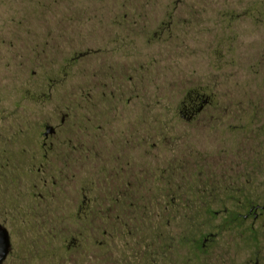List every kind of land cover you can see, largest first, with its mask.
<instances>
[{
    "label": "rangeland",
    "instance_id": "obj_1",
    "mask_svg": "<svg viewBox=\"0 0 264 264\" xmlns=\"http://www.w3.org/2000/svg\"><path fill=\"white\" fill-rule=\"evenodd\" d=\"M195 90L211 101L187 122L183 104ZM47 124L56 133L44 147ZM123 166L145 182L155 169L157 181L178 186H197L205 173L221 183V200L191 204L188 217L174 212L170 227L179 246L187 232L179 254L189 261L198 221L208 235L223 230L226 213L241 212L240 198L264 203V0H0V222L13 237L7 264H22L25 246L50 240L61 262L85 264L93 247L87 231H101L104 221L78 215L87 198L100 212L106 190L123 181ZM184 168L198 175L186 179ZM237 224L217 240L244 264L264 248V214ZM32 231L59 237L23 238Z\"/></svg>",
    "mask_w": 264,
    "mask_h": 264
},
{
    "label": "flooded vegetation",
    "instance_id": "obj_2",
    "mask_svg": "<svg viewBox=\"0 0 264 264\" xmlns=\"http://www.w3.org/2000/svg\"><path fill=\"white\" fill-rule=\"evenodd\" d=\"M210 101V97L203 93L202 90L188 93L186 101L183 104V118L187 122L194 121L210 105ZM48 125L50 124L46 126ZM44 133L45 140L43 141V146L45 147L50 136L56 133V127H54L52 134L45 136ZM42 153L41 157L44 158L46 155L43 151ZM126 163L132 164L131 162ZM131 167L134 168L133 165ZM121 168L123 176L120 179H123V181L110 185V189L106 190L105 197L101 199L100 212L97 209L95 210L94 207L92 208L93 200L87 198L85 200L90 202L87 204L88 209L85 206L78 215L84 216L85 220L93 218V216H99L104 221L101 231H87L86 236L92 239L91 245L95 247L97 244H100V246L94 248H98V251H93V247L87 249L86 255L88 254L89 260L85 264H236L230 260L227 252L221 249L217 240L220 233L224 228H230L240 222L250 220L251 222H255L264 214V203H258V201L244 196L238 201V205L242 207L241 212H228L225 214V221L227 223L221 227L223 230L220 229V231L205 235L201 231L202 224H199L198 221L196 228L198 230L197 233L199 231L200 233L194 236L195 238L191 241L193 245L191 247L192 253L190 259L192 261H189L187 257L182 259L179 254L180 248L187 249L189 239L187 232H182L180 235V246L177 243L178 241L174 240L176 236L170 227L171 221L177 215L174 212H179L182 218L188 217V210L192 206L191 204L204 206L213 203L217 199L221 200V183L219 181L216 182L212 179L214 177L205 173L204 179L198 181L197 186L194 185V182L187 183L185 181L182 185L178 186L170 179L169 181L165 179L163 182L157 181L155 169L150 172V181L145 182L139 180L134 173L131 175L130 172H125L124 166ZM42 169L43 165L38 167L39 173L42 172ZM205 170L208 172L207 169ZM183 171L184 175L182 176L186 179H193L198 175L197 173L194 175V172L191 174L188 172V174L185 168ZM232 173H235L234 167L229 169V174ZM230 179L232 180L231 184L235 185L236 177L230 175ZM41 184L46 185L47 181H43ZM36 185L38 186V184ZM144 189H147L149 192L148 198L145 197ZM179 189L182 192H179L180 195L178 196L177 191ZM193 189L196 190V194L192 192ZM242 189V187L239 188V190ZM177 200L180 202L179 204H177ZM228 201L235 202L234 196L230 195ZM242 211L245 213H242ZM146 217H148V221H146ZM146 226L147 228H145ZM8 232L11 250L2 264H7L8 259L13 253V237L9 230ZM58 233L53 231L36 233L32 231L30 234H24L23 238H39L40 240L42 238H57L59 237ZM254 233L252 228H248L244 232L246 237L252 240L255 237ZM97 237L102 239L93 241ZM71 238V244L77 243L76 236H72ZM50 241H52V245L49 247L28 249L25 246L24 253L26 254V259L22 264H75V262H61L60 254L56 250L55 240ZM50 241L47 240L48 243ZM31 243L37 244L38 240H31ZM71 244L68 246V249L75 248ZM212 247L215 249L214 258L206 255L208 254L207 251ZM263 251L264 248L256 249L254 256L247 259L244 264H264ZM75 253H77L76 250ZM33 257L36 258V262H33Z\"/></svg>",
    "mask_w": 264,
    "mask_h": 264
},
{
    "label": "water",
    "instance_id": "obj_3",
    "mask_svg": "<svg viewBox=\"0 0 264 264\" xmlns=\"http://www.w3.org/2000/svg\"><path fill=\"white\" fill-rule=\"evenodd\" d=\"M54 127L52 125L46 126L45 136L52 134ZM11 250L10 235L6 226L0 223V264H2Z\"/></svg>",
    "mask_w": 264,
    "mask_h": 264
}]
</instances>
